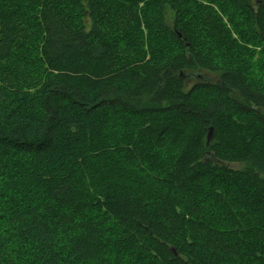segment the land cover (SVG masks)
Here are the masks:
<instances>
[{
	"label": "trees",
	"instance_id": "16d2710c",
	"mask_svg": "<svg viewBox=\"0 0 264 264\" xmlns=\"http://www.w3.org/2000/svg\"><path fill=\"white\" fill-rule=\"evenodd\" d=\"M30 1L39 2V8L42 5L39 17L45 31L43 57L48 73L30 95H22L11 105L0 102V231L19 222L29 235L30 256L29 263H11L8 256L13 249L0 241L5 262L116 264L111 257L122 251L123 264H221L219 260L229 255L234 256L232 264H264V222L249 212L239 213L230 201L236 198L240 203L247 191L255 197L264 193V149L252 146L264 133V87L254 85L241 66L214 65L195 45L188 26L162 20L152 34L160 42L173 36L183 50L145 57L134 65L127 58L133 50L128 34L134 30L131 24L137 22V11L101 16L104 9L99 0H81L77 9L89 14L90 21L76 26L58 0ZM245 1L254 14L257 32L264 35L260 28L264 0L255 8L250 1L256 0ZM198 5L200 22L209 30L216 27L214 37L219 38V17ZM22 20L17 8L4 12L0 8V60L12 56L17 44L29 38ZM107 22H118L119 33L112 35ZM158 27L162 31L157 32ZM202 70L217 72L218 78L188 87L186 75ZM212 87L218 96L199 100L197 92ZM36 107L39 113L31 110ZM119 112L140 117L162 113L159 118L167 120L158 125L156 144L161 147L166 135L182 128L186 137L191 125L197 129L214 125L220 143H208L204 132L191 142L199 152L172 162L168 179L156 177L147 189L141 181L143 190L129 193L125 187L130 186L122 177L115 181L101 177L97 182L101 192L93 193L87 186L95 174L86 161L80 162V154L103 151L110 120ZM136 148L134 154L141 157L140 145ZM10 153L31 155L20 160L38 187L22 180L14 186L16 193L12 192L6 177ZM227 160L244 167L230 168ZM213 174L224 178L218 181ZM205 178L227 188V198L218 201L221 210L216 227L205 219L194 195V187ZM157 181L171 184L163 191ZM40 189L43 194L38 193ZM257 203L264 210V199L258 198ZM228 223V229L215 232ZM187 229L196 240L203 237L202 246L209 254L198 251V242L190 244ZM62 238L68 239V245L60 248ZM127 251L133 255H126Z\"/></svg>",
	"mask_w": 264,
	"mask_h": 264
},
{
	"label": "rangeland",
	"instance_id": "374dc122",
	"mask_svg": "<svg viewBox=\"0 0 264 264\" xmlns=\"http://www.w3.org/2000/svg\"><path fill=\"white\" fill-rule=\"evenodd\" d=\"M44 1L42 0V3ZM82 1L86 2V0ZM170 1L174 2L176 6L170 4ZM80 2L81 0H58V3L65 7L66 14L76 26H79L82 21L85 23L90 21L89 14L85 15L81 8L77 9ZM195 3L202 4L205 6L206 11L219 17L218 22L222 24L219 38L214 37V34L218 31L216 27L209 30L200 22L197 13L199 5ZM99 5L104 9L101 11V16L107 15L109 12L112 13L111 15L116 16L117 13L124 10L137 11V22L131 24L134 26V30L131 34H128V40L133 43V50L132 54L127 58L134 65L141 64L145 57L153 59L161 56L165 57L164 54L169 56L172 53H181L183 47L173 36H168L169 40L165 39L160 42L157 39L158 36L152 34V30L162 20L170 22L171 25L177 22L181 28L189 27L195 45L203 50L204 55L208 56L209 60L216 63L214 65L221 68L226 67L228 63L241 66L248 79L254 85L264 87V35L257 32L254 14L251 13L245 0H99ZM250 5L253 7L258 6V4L251 1ZM41 7L42 5L39 8V2L37 1L0 0L2 12L8 8H17L19 10V14L23 18L22 21L26 24L30 35L27 40L17 44L12 56L0 60V102L3 101V104L9 103L11 105L18 99L20 100L22 95H30L34 90L40 88L46 79L45 75L48 73V68L43 57L45 31L39 17ZM261 12L264 17V9ZM263 21L260 24V28L264 30ZM106 24L109 25L112 35L119 33L120 25L118 22H107ZM160 31L162 30L158 27L157 32ZM168 41L173 42L166 45ZM202 71L203 73L205 72L204 74L208 73L213 81L218 78L217 72ZM197 81L198 79L190 80L188 87L193 86ZM213 88L201 89L196 96L203 101L211 99L213 96L217 97L218 92ZM31 110L36 113L41 111L40 107L32 108ZM161 114L140 117L131 115L129 112H119L112 116L110 126L104 137L103 151L91 153L85 150L80 154V162L86 161L91 166L87 167L93 169L95 174L91 184L87 186L90 191L93 193L101 192L97 183L101 177L108 178L110 179L109 181H115L118 177H122L123 182L130 186L125 187L129 193L135 189L141 188L143 190L142 182L147 185V189L156 182V177L157 179H168L172 162H177L176 160L181 162L188 155L193 154L192 156H194L199 152V149H195L194 145L191 146L193 137L197 136L199 138L206 132L207 141L209 133L207 128L214 126L208 125L204 129L199 127L197 129V124L195 125L196 127L187 126L186 137L185 133L182 132V128L178 129L177 132L173 130L171 135H166L165 146L161 147L156 144L159 132L158 125L163 120H167L160 119L159 116ZM213 128L214 136L208 143H215V141L220 143L217 138L218 133L215 132V127ZM173 136L176 139L172 138ZM233 138L231 136V139ZM136 145H140L141 157H136L134 154V151L137 150ZM252 146L259 150L264 149V133L252 143ZM182 147H186V149ZM21 155L15 156L10 153L6 156L9 164L6 169V177L14 193H16L14 186H17L22 180L26 184L32 183L33 188L39 186L30 177V170L26 168L27 164L24 165L21 162L27 159L25 156L31 155ZM21 158L22 160H20ZM100 159H102L101 163H99ZM225 163L230 168L237 170H242L244 167L241 162L236 160H227ZM96 169L100 170V173H97ZM24 174L26 175L25 177ZM213 175L218 181L224 178L221 175H219L220 177ZM170 184V181H157L158 188H162L163 191H166ZM226 189L224 186L211 184L207 178L194 187V195L201 205L200 208L203 211V215L214 227H216L220 219L221 209L218 201L227 198ZM38 193L43 194V190L40 189ZM95 194L101 196V194ZM262 196L264 197V193ZM262 196L255 197V195H250V192L247 191L244 199L240 201L242 205L238 202L236 203V198H231L230 201L233 202L232 206L237 205L239 213L249 212L252 216L257 217L259 222H264V210L256 207L258 204L257 199H264ZM35 199L39 200L38 198ZM32 208L31 205L29 209ZM228 227L229 223L214 230L215 232L224 231ZM188 233L190 235L188 238L191 242L190 244L198 242L201 245L198 251L209 254L202 246L201 238L203 237L196 240L189 230ZM26 235H28L27 231H22L19 222L8 231H5V229L0 231V241L7 242L5 244H9L13 249V252H9L8 256L11 263L16 260H24L29 263V240ZM59 245L60 248L66 247L68 239L62 238ZM1 248L4 247L1 245ZM121 253L122 251L116 255L113 254L111 260L116 264H123ZM126 255L133 254L127 251ZM211 257L218 261L214 256ZM223 257L225 258L226 255ZM135 258L136 256H133L132 261ZM219 261L221 264H232L234 256L229 255L224 260ZM0 264H7L1 253Z\"/></svg>",
	"mask_w": 264,
	"mask_h": 264
},
{
	"label": "water",
	"instance_id": "95a60500",
	"mask_svg": "<svg viewBox=\"0 0 264 264\" xmlns=\"http://www.w3.org/2000/svg\"><path fill=\"white\" fill-rule=\"evenodd\" d=\"M255 2L257 4L258 3H262L261 0H256ZM186 76H187V78L189 80L198 79V81H202V82H210V81H213V79L210 78V76L208 74H203V73H192V74H187ZM213 136H214V128L211 127L209 129V133H208V142L213 138Z\"/></svg>",
	"mask_w": 264,
	"mask_h": 264
},
{
	"label": "flooded vegetation",
	"instance_id": "af4514ba",
	"mask_svg": "<svg viewBox=\"0 0 264 264\" xmlns=\"http://www.w3.org/2000/svg\"><path fill=\"white\" fill-rule=\"evenodd\" d=\"M253 2V1H252ZM252 8H255V7H253V6H251Z\"/></svg>",
	"mask_w": 264,
	"mask_h": 264
}]
</instances>
